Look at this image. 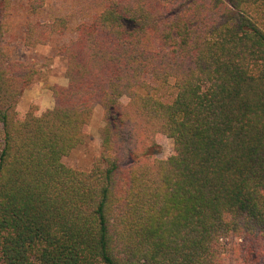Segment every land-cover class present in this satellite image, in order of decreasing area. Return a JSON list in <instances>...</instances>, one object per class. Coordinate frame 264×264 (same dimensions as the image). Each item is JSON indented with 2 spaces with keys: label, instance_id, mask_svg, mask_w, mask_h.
Masks as SVG:
<instances>
[{
  "label": "trees",
  "instance_id": "16d2710c",
  "mask_svg": "<svg viewBox=\"0 0 264 264\" xmlns=\"http://www.w3.org/2000/svg\"><path fill=\"white\" fill-rule=\"evenodd\" d=\"M48 4L0 0V264L264 263V0ZM17 41L65 61L52 109L19 117L40 70Z\"/></svg>",
  "mask_w": 264,
  "mask_h": 264
},
{
  "label": "rangeland",
  "instance_id": "374dc122",
  "mask_svg": "<svg viewBox=\"0 0 264 264\" xmlns=\"http://www.w3.org/2000/svg\"><path fill=\"white\" fill-rule=\"evenodd\" d=\"M73 0H49L48 7L44 14L45 19L53 16L70 14ZM70 38V37H68ZM14 54L17 59L25 62H37L40 74L38 82L27 89L18 107L19 117H23L30 110L37 109L41 112L44 109L54 107V98L50 90L52 85L68 84L65 77L66 63L57 56L55 46H39L37 48H27L22 41L12 43ZM159 96L164 102H170L175 98V89L169 85L159 89ZM127 102V99H123ZM103 112L101 107H97L90 127L86 129L88 141L72 154L64 159V163L78 171H90L93 162L101 153V138L99 129L103 126ZM156 141L159 145L156 158L167 159L173 154L174 142L164 135H157ZM260 264H264L261 262Z\"/></svg>",
  "mask_w": 264,
  "mask_h": 264
}]
</instances>
